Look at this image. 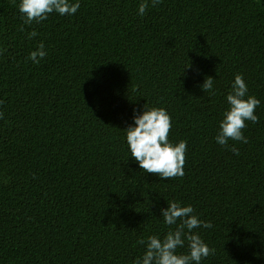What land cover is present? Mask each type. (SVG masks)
<instances>
[{
	"label": "trees",
	"instance_id": "trees-1",
	"mask_svg": "<svg viewBox=\"0 0 264 264\" xmlns=\"http://www.w3.org/2000/svg\"><path fill=\"white\" fill-rule=\"evenodd\" d=\"M140 2L80 0L27 25L0 0V264H133L172 200L212 222L196 230L214 249L201 264H264V0H162L143 17ZM235 74L260 100L248 142L229 141L239 155L214 139ZM143 106L187 142L182 177L129 156Z\"/></svg>",
	"mask_w": 264,
	"mask_h": 264
},
{
	"label": "clouds",
	"instance_id": "clouds-1",
	"mask_svg": "<svg viewBox=\"0 0 264 264\" xmlns=\"http://www.w3.org/2000/svg\"><path fill=\"white\" fill-rule=\"evenodd\" d=\"M162 0H141L137 14L143 17L146 10L158 6ZM80 0H19L18 11L24 24L46 21L55 12L60 16H73L80 9ZM21 31L24 28L21 27ZM37 35L35 30L28 33L31 39ZM47 56L43 42L37 44L29 53L28 59L33 64ZM203 91L215 94L214 79L209 77L202 84ZM227 107L222 111L218 121V131L215 142L239 155V149L229 141L247 143L243 134L246 122L259 123L255 114L260 100L249 94L248 86L241 74H235L231 83V90L225 96ZM2 103V101H0ZM3 113L0 112V117ZM172 127L171 117L163 107L143 106L138 113L134 111L132 123L126 127L125 140L127 149L140 169L147 173H154L162 179L182 177L184 175L185 153L187 142L169 139ZM160 216L168 231L161 235H149L147 239H140L144 246L142 255L133 264H201L214 252L203 240L197 229H210L212 222L200 218L191 204H182L172 200L162 209ZM187 248L186 252L178 249Z\"/></svg>",
	"mask_w": 264,
	"mask_h": 264
}]
</instances>
